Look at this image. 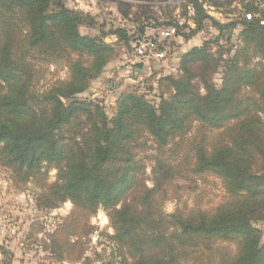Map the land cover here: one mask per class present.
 Instances as JSON below:
<instances>
[{"label": "trees", "instance_id": "obj_1", "mask_svg": "<svg viewBox=\"0 0 264 264\" xmlns=\"http://www.w3.org/2000/svg\"><path fill=\"white\" fill-rule=\"evenodd\" d=\"M190 7L195 28L186 38L207 19L219 37L228 31L227 42L239 26L241 45L190 47L176 73L155 76L156 86L145 92H120L109 113L101 100L80 95L115 54L105 37L127 43L134 34L125 27L104 31V24L98 35L82 34L80 27H94L95 17L63 0H0V166L17 184L35 185L37 208L73 206L46 233L50 257L63 260L83 248L93 230L89 217L102 208L113 230L110 260L102 264H264L256 227L264 223V5L243 2L224 23L198 0ZM186 25L176 19L162 29L175 36ZM136 33L133 50L141 41L152 47L135 59L128 78L169 38L143 37V26ZM154 87L160 91L150 99ZM146 148L152 151L141 156ZM207 175L223 189L218 203L164 209L179 188H189L177 179L193 185L194 177ZM0 255L5 264L3 244Z\"/></svg>", "mask_w": 264, "mask_h": 264}, {"label": "rangeland", "instance_id": "obj_2", "mask_svg": "<svg viewBox=\"0 0 264 264\" xmlns=\"http://www.w3.org/2000/svg\"><path fill=\"white\" fill-rule=\"evenodd\" d=\"M70 8L82 9L95 17L94 27L83 25L80 27L82 34L98 35V27L103 25V30L107 31L115 27H125L128 33L133 36L127 42H116V37L108 35L105 41L114 43L115 54L107 63L104 71L99 77L90 82L89 89L81 94V97H92L101 100L106 112H111L115 100L120 92L138 90L145 92L148 85L156 86L155 76L176 73L178 70L179 56L192 46H199L203 42H209L213 51L217 50V45L223 46L224 50L234 49L238 44L239 26H237L227 42L228 31H224V36L218 35V29L207 19L202 21L203 27L190 35V28H195L190 16L193 14L190 7V0H63ZM124 1L128 6H123ZM212 0H198L203 11L213 19L220 22H227L234 15L239 14L241 3L253 2L264 5V0H218L222 5H211ZM194 12V11H193ZM181 20L187 24L181 27L179 35H170L162 42L163 56L161 58L147 57L143 60L142 67H135L134 77L117 78V73L122 64L127 63L133 56V44L136 42L138 34L137 28L143 26V37L155 38L162 41L159 30L167 27L170 21ZM164 26V27H163ZM218 37V38H217ZM217 43V45H216ZM140 62V59H137ZM62 74V72H61ZM221 69L212 75L216 84L221 83ZM155 89L148 92V98L158 94L160 90ZM98 100V101H99ZM192 132V131H191ZM152 150L146 148L140 151L141 156H148ZM145 178L151 185V162L145 159ZM55 170L48 169L46 178L52 181ZM181 185L189 186L188 190H181L172 193L170 199L164 202V209L168 212L175 207L194 205L199 201L202 206L210 207L218 203L224 196L223 189L218 179L207 175L194 177V184L177 179ZM35 190L33 183L17 184L11 179L8 170L0 166V244H3L9 251V257L5 264H102L110 260V247H108L107 236L113 230L109 224L107 212L99 208L95 214L89 217L91 234L84 242L83 248L76 247L63 260H57L47 253L43 247L46 241V233L51 232L61 218L66 217L73 209L70 202L66 201L57 208L42 210L35 205ZM264 237V223H257ZM85 249L83 257L79 261L80 252ZM0 255V259H1ZM77 259V260H76Z\"/></svg>", "mask_w": 264, "mask_h": 264}, {"label": "built area", "instance_id": "obj_3", "mask_svg": "<svg viewBox=\"0 0 264 264\" xmlns=\"http://www.w3.org/2000/svg\"><path fill=\"white\" fill-rule=\"evenodd\" d=\"M181 22V20H179ZM261 22H264L261 21ZM158 34H160L161 37H168L173 34V30L171 28L161 29L159 30ZM152 47V44L147 41H141L139 44H137L133 50V56L129 59L127 63H125L123 66H121L120 70L117 73V78H124L129 77L132 73V64L135 61V59L142 56V54L150 50ZM153 57L155 58H161L163 56L162 51H153Z\"/></svg>", "mask_w": 264, "mask_h": 264}]
</instances>
